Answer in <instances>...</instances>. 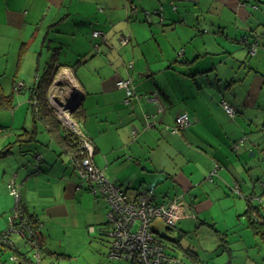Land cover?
Here are the masks:
<instances>
[{
    "label": "crops",
    "instance_id": "crops-1",
    "mask_svg": "<svg viewBox=\"0 0 264 264\" xmlns=\"http://www.w3.org/2000/svg\"><path fill=\"white\" fill-rule=\"evenodd\" d=\"M159 7L162 20L151 14L145 21V13ZM56 31L65 43L60 52L47 43L57 39ZM94 31L102 36L94 39ZM124 36L131 42L122 46ZM253 36L259 45L249 53L242 41ZM54 55L64 82L80 98L77 126L94 149L93 164L108 181L128 185L131 198L147 193L157 204L179 200L184 214L173 234L186 236L181 221H197L212 207V196L247 198L264 212V0H0V76L7 75L9 85L1 83L2 89L9 95L15 81L25 85L14 95L13 112L28 105V87ZM126 78L136 93L130 105L116 87ZM221 100L234 109L233 117ZM182 113L189 125L171 134ZM55 145L57 153L49 157L35 153L39 163L47 161L40 171L22 164L24 173L8 178L14 177L38 238L53 254L74 232L85 240L86 229L98 226L103 235L109 212L105 200L76 191L72 155L60 154ZM5 173L1 191L7 194ZM83 202L92 205L86 213ZM8 205L0 209L3 217ZM152 229L165 235L167 228L158 219ZM10 250L0 255V264H11ZM178 250L170 256L186 264L189 254Z\"/></svg>",
    "mask_w": 264,
    "mask_h": 264
},
{
    "label": "rangeland",
    "instance_id": "rangeland-1",
    "mask_svg": "<svg viewBox=\"0 0 264 264\" xmlns=\"http://www.w3.org/2000/svg\"><path fill=\"white\" fill-rule=\"evenodd\" d=\"M20 54L21 53H18V55ZM59 72L52 77L51 83L47 88L46 97L50 108L53 110V114L55 113L59 127H61L67 135L74 131L78 125L76 120L78 113L75 112L77 102L75 100L69 101V99H64V93L74 87L70 82L65 84L64 80L67 76ZM1 76L0 84L4 83L3 85H8L5 84V82H7V75H4L3 79H1ZM59 83H61V85ZM19 97L21 99L23 98L22 96ZM24 100L27 103V98ZM31 109L29 105H26L22 110H17L16 112H13V110H0V125L6 127V130L0 134V150L8 146L10 151V154L6 158L0 159V209L8 205L7 203L9 201L8 189L6 190L7 194L1 191L3 188L1 187V178L3 177L2 170H6L7 174L5 173V176L7 179L10 173L11 176H13L17 170H22L21 175L24 173V165H21L23 157L20 156L22 154L20 150L29 147L28 150L32 152L35 151L36 154L41 153L40 155L42 158L43 156L49 157L57 153L56 141L51 142L49 134L45 131L40 121L35 120V122H33V113ZM21 134L34 135V140H36V142H34V140L16 142L18 139H21ZM5 136L8 137L6 138ZM49 146H51V148H49ZM24 158L25 160L23 163L27 166L29 171L32 170L34 166H37V159H34L33 155H27ZM34 160L37 162L36 164ZM44 160H47V158ZM45 164H47V161L41 163L42 166ZM20 166H23V168ZM21 175L19 176V180ZM3 184H5V182ZM236 196H212L210 197L214 200L212 207L200 212L197 221L193 218H186L181 221L182 226H184L188 232L180 241L182 247L180 251L184 255L186 252L189 254L185 256L186 264H245L246 260L249 261L251 258L254 259L255 264H264V241L260 236L254 235L251 229L247 227L248 222L244 212L247 208V201L249 200ZM216 198L218 200H216ZM255 200L258 201V199ZM9 204L10 205L7 206L8 211H5L6 216L3 217L0 215V219H2L4 226L1 229L3 231L7 229V215L14 206V198L11 195ZM82 204L84 211L81 213H86L89 208H91L89 206H92L91 203L83 202ZM254 205L258 206V204H252V206ZM78 208L82 210L81 207ZM201 221L205 223L201 224ZM94 228L95 231L89 230L90 232L86 229L87 237L85 240L78 239L75 232L70 240L68 238L66 241L61 238V240L63 239V243L60 241L58 245L61 246V250L66 256L58 257V259H51V257L44 258L45 256L41 255V264H128L123 259H112L107 256L109 250V237L106 233L99 235L98 226ZM166 233L172 238L177 237V235L175 233L173 234L171 231ZM57 238H59L58 235ZM57 238L56 241L59 242ZM219 247L221 249L226 247L227 249L220 254V252H217L218 250L221 251ZM180 251L178 250L177 253L182 255ZM33 253L35 252L32 250L34 263L38 262V259ZM213 253L215 254L213 255Z\"/></svg>",
    "mask_w": 264,
    "mask_h": 264
},
{
    "label": "built area",
    "instance_id": "built-area-1",
    "mask_svg": "<svg viewBox=\"0 0 264 264\" xmlns=\"http://www.w3.org/2000/svg\"><path fill=\"white\" fill-rule=\"evenodd\" d=\"M131 17L136 15V8L130 6ZM162 8L152 13H145V21H150V15L161 16ZM102 34L98 31L92 33V37L97 39ZM131 42V38L124 36L121 38V44L127 45ZM95 52L100 51V47L95 45ZM256 45H251L250 52L254 53ZM182 53L180 52L178 56ZM129 68L132 64L129 63ZM21 85H19L20 87ZM117 88L126 92L127 98L125 103L129 102V98L135 95L134 84L130 78L120 80L116 83ZM66 94V93H65ZM79 97L76 102L79 101ZM71 101V100H69ZM221 108L229 116L233 117L234 109L224 100L220 102ZM77 125V124H76ZM189 125V117L186 113L177 116L175 126L170 130L171 134H177ZM72 131V130H71ZM74 134L81 135L76 126L72 131ZM83 140V138H82ZM83 151L81 153L80 165L81 176L90 183H96V187L92 193L99 195L110 206L107 214L111 227L109 229L112 243L109 246L108 257L112 259H123L128 264H178L179 261L168 257L163 247L159 244L158 239L153 236L152 224L155 220H161L166 225H173L184 214L182 203L179 200H172L167 203L157 204L153 201V197L147 193H140L136 200L129 199L127 192L119 184L110 183L104 172L95 167L92 162L93 147L86 139L82 141ZM243 140L239 142L241 144ZM82 143V144H83ZM238 143L233 145V149L239 146ZM39 157H37L38 159ZM9 195L14 198V206L7 218V229L0 236V243L9 247V238L11 235H17L21 238L34 239L37 235V225L34 226L26 218L22 210V202L19 188L12 177L6 184ZM90 231L93 229L90 228ZM34 256L38 259L37 252ZM11 260H14L13 257Z\"/></svg>",
    "mask_w": 264,
    "mask_h": 264
},
{
    "label": "trees",
    "instance_id": "trees-1",
    "mask_svg": "<svg viewBox=\"0 0 264 264\" xmlns=\"http://www.w3.org/2000/svg\"><path fill=\"white\" fill-rule=\"evenodd\" d=\"M56 32H57V39L56 40H55V38L54 39L52 38L49 40L47 39V43L50 42V44L52 45L51 48L54 47L55 48L54 50L60 52L61 49L65 48L64 47L65 43L63 42L62 38L58 37L59 35H61V33L59 31H56ZM56 32H54V33H56ZM53 40H55V41H53ZM242 45L246 46L249 53H251L250 52L251 45H256L257 47L259 45L257 36H253L251 39H244L242 41ZM122 46H124V45H122ZM94 51H95V49H94ZM98 53H100V51ZM98 53L95 52V54H98ZM177 57H179L178 54H177ZM56 61H57V59H56V56L54 55L53 58L51 59V61L49 63H47V65L44 67L40 76H37L35 83L31 87H28L29 88L28 89V92H29L28 95L29 96H28L27 100H28L29 107L32 108L31 110L33 113V122H35V120L41 122L43 128L47 131V133L49 134L52 141H56L55 144H57V146L59 147L60 154H63L66 152L67 154L72 155V156H70L71 158L69 159L70 160L69 162H70V166L73 168L72 169L73 173L76 175V177L78 179V183L75 187L76 191L80 192L82 190H85V191L89 192L91 195L98 197L100 199H103L99 195L92 193L93 189L96 187L97 184L93 183V182L90 183L87 180H85V178H83L81 176L82 167L80 165V161H81V153L80 152L83 151V149H82V147H83L82 143L83 142L82 141L84 139L88 140V138L83 134L78 135V134H74L72 132L66 135V133L61 129V127H59V124L56 120L55 113L53 114V110L50 108V105L47 101V97H46L47 88L51 83L52 77H54L56 75L58 68L60 66V65L55 64ZM120 80H125V79H120ZM120 80H118V81H120ZM19 85H21V86L19 87ZM24 86L25 85L22 82L15 81L13 84L12 93H9V95H7L3 92L2 86L0 84V110L1 109L13 110L16 107L15 101L13 99L14 95L16 93L22 92ZM135 96H136V93L134 96L129 98L128 103L124 102V104L130 105L132 99ZM145 97H147V96H145ZM126 98H127V96H126V92H125L124 101ZM77 105H78V102H77ZM75 112H78V111H75ZM176 118H175V120H176ZM175 120H174V124L170 128V130L175 126ZM4 130H6V127H3L0 125V134L3 133ZM25 132L28 133L27 131H25ZM133 134H135V133H133ZM21 136H22L21 139H18V136H17L18 140L16 142H26L28 140H34L35 139L34 135L21 134ZM82 138H83V140H82ZM34 142H36V140H34ZM28 148L20 150V152L22 153L20 156L23 157V159L21 160V165L24 164L23 163L25 160L24 157H26L27 155H33L34 159H37L35 157V151L32 152V151L28 150ZM93 153H94V149H93ZM9 154H10L9 147L8 146L4 147L2 150H0V159L6 158ZM40 159H41V157L36 161L38 162V161H40ZM91 159H93V155H92ZM36 161L34 160L35 164L37 163ZM92 162H93V160H92ZM39 164H41V162L40 163L38 162L37 166H34V168L32 170H35V171L39 170L40 171V168L38 167ZM50 166H52V165H50ZM35 171H33V172L37 173ZM110 183H112V182H110ZM114 184H119L121 187H123L125 189L126 192L128 191V188H129L128 185H124V184H120V183H114ZM6 189H7V187H6ZM127 195H128V192H127ZM128 197H129V195H128ZM137 197H139V195ZM137 197H133V198L129 197V199L136 200ZM106 204H107V202H106ZM251 204L247 203V205H246L247 208L244 212V214L247 218L248 227L251 229V231L253 232L254 235L260 236L261 239L264 241V212L262 211L259 204H258V206L257 205L252 206ZM107 206H108V209L110 210V206L108 204H107ZM22 210H23L26 218L30 221L29 223L36 226V221L34 220L33 217L29 216L26 213V211L23 207V204H22ZM7 218H8V215H7ZM161 222L167 228L166 232H169V231L172 232L173 228H175V224L169 226V225H166V223L164 221H161ZM110 227H111V222L109 221L108 216H107L106 223L104 225H102V227L100 229H102V234L106 233L108 235L109 246L112 243L110 233H109ZM3 232H5V231L0 232V236ZM182 232L184 234L188 233L187 231H182ZM152 233H153V236H155L158 239L159 244L163 247L165 254L166 255L168 254L167 256H170V252H173L174 249H176V250L180 249V240H181V238H183L184 235L180 234V235H177V237L172 238V237L168 236L167 233L165 235L160 234V233L155 232V231ZM15 238H17L18 240L16 241ZM9 243H10L9 247L5 244L0 243V255L2 253H4L5 250L11 249L10 250L11 252H9V256H8V260H9V262H11V264H41V260H42L41 255L45 256L44 258L52 257L53 259L54 258L58 259V257L66 256L63 254V252L55 253V254H53L52 252L50 253L47 249L44 248L43 244L41 243L40 239L38 238V235H36L35 240L34 239L28 240L27 238H21L17 235H11L9 238ZM226 249L227 248L224 247V250H226ZM32 250L35 253L37 252V254L39 255L38 262L34 263L33 256H32ZM35 253H33V255ZM12 257L14 260L10 261V259ZM170 257L173 258L174 260L179 261L178 264L181 263L180 259H178L177 257H175V256H170Z\"/></svg>",
    "mask_w": 264,
    "mask_h": 264
},
{
    "label": "water",
    "instance_id": "water-1",
    "mask_svg": "<svg viewBox=\"0 0 264 264\" xmlns=\"http://www.w3.org/2000/svg\"><path fill=\"white\" fill-rule=\"evenodd\" d=\"M59 84H61V83H59ZM66 84V83H65ZM76 90L75 89H70V90H68L67 92H66V94H67V96H68V99H70V100H72V101H74V100H77L78 99V95H77V93L75 92ZM70 97V98H69ZM67 99V100H68Z\"/></svg>",
    "mask_w": 264,
    "mask_h": 264
},
{
    "label": "clouds",
    "instance_id": "clouds-1",
    "mask_svg": "<svg viewBox=\"0 0 264 264\" xmlns=\"http://www.w3.org/2000/svg\"><path fill=\"white\" fill-rule=\"evenodd\" d=\"M76 105H77V104H76ZM37 157H39V158H40V156H37ZM39 158H38V159H39Z\"/></svg>",
    "mask_w": 264,
    "mask_h": 264
},
{
    "label": "flooded vegetation",
    "instance_id": "flooded-vegetation-1",
    "mask_svg": "<svg viewBox=\"0 0 264 264\" xmlns=\"http://www.w3.org/2000/svg\"><path fill=\"white\" fill-rule=\"evenodd\" d=\"M61 85V84H60Z\"/></svg>",
    "mask_w": 264,
    "mask_h": 264
}]
</instances>
